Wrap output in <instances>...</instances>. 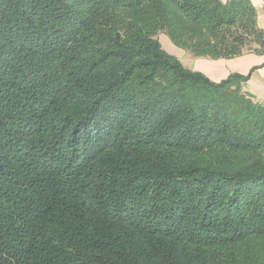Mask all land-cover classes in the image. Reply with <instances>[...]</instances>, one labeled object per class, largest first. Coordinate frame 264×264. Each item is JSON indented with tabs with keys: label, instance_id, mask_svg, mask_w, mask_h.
I'll list each match as a JSON object with an SVG mask.
<instances>
[{
	"label": "trees",
	"instance_id": "obj_1",
	"mask_svg": "<svg viewBox=\"0 0 264 264\" xmlns=\"http://www.w3.org/2000/svg\"><path fill=\"white\" fill-rule=\"evenodd\" d=\"M159 35L264 53L248 0H0V264H264V105Z\"/></svg>",
	"mask_w": 264,
	"mask_h": 264
},
{
	"label": "crops",
	"instance_id": "obj_2",
	"mask_svg": "<svg viewBox=\"0 0 264 264\" xmlns=\"http://www.w3.org/2000/svg\"><path fill=\"white\" fill-rule=\"evenodd\" d=\"M225 2L227 0H221ZM256 12V24L264 37V0H248ZM164 50L187 66L183 67L202 73L213 82H220L231 74L248 76L242 85V92L251 100L264 105V53H246L228 60L196 59L189 53L169 43Z\"/></svg>",
	"mask_w": 264,
	"mask_h": 264
},
{
	"label": "rangeland",
	"instance_id": "obj_3",
	"mask_svg": "<svg viewBox=\"0 0 264 264\" xmlns=\"http://www.w3.org/2000/svg\"><path fill=\"white\" fill-rule=\"evenodd\" d=\"M158 39H159V42H160V44H161V46H162V48L164 49V47L165 48H167L168 46H169V40L164 36V35H159V37H158ZM171 44V43H170ZM171 55V54H170ZM173 57H175V56H173ZM176 58V57H175ZM178 59V58H177ZM179 60V59H178ZM180 62V61H179ZM181 63V62H180ZM182 64V63H181ZM183 65H184V67H186L187 66V64H186V62H184L183 63ZM182 65V66H183Z\"/></svg>",
	"mask_w": 264,
	"mask_h": 264
}]
</instances>
